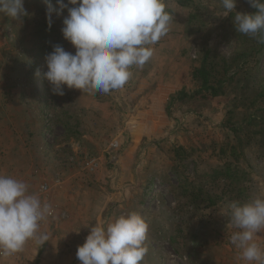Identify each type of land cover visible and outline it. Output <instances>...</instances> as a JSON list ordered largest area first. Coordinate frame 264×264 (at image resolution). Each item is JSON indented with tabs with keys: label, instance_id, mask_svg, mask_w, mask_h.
<instances>
[{
	"label": "rangeland",
	"instance_id": "1",
	"mask_svg": "<svg viewBox=\"0 0 264 264\" xmlns=\"http://www.w3.org/2000/svg\"><path fill=\"white\" fill-rule=\"evenodd\" d=\"M235 3L234 12L253 9L248 0ZM165 5L173 20L157 44L172 39L171 65L180 64L182 74L157 67L152 82L108 94L62 86L61 96L45 79V62L36 73L35 32L43 25L47 43L75 52L63 38L67 9L59 12L57 0H24L23 21L0 14V175L26 183L53 211L40 230L48 241L27 246L31 264H81L76 252L90 227L129 212L148 225L143 264H247L230 242L237 229L228 223L227 205L264 197V147L245 148L237 163L243 193L235 199L236 189L210 174L226 162L216 153L228 134L226 112L239 98L195 96L191 76L200 43L214 58L233 53L235 13L224 17L221 0ZM190 14L197 21L190 30L198 33L184 35ZM258 71L264 77V55ZM255 242L264 248V231Z\"/></svg>",
	"mask_w": 264,
	"mask_h": 264
},
{
	"label": "clouds",
	"instance_id": "2",
	"mask_svg": "<svg viewBox=\"0 0 264 264\" xmlns=\"http://www.w3.org/2000/svg\"><path fill=\"white\" fill-rule=\"evenodd\" d=\"M248 3L256 9L252 14L234 12L235 0H221L223 16L234 12L235 30L264 44V0ZM57 4L59 12L67 9L61 32L75 49L73 54L55 45L45 57V79L61 96L62 86L102 94L123 88L131 69L142 68L153 56V46L168 34L173 20L164 0H57ZM53 11L49 5V28ZM0 14L23 21L24 0H0ZM227 209L228 223L237 229L230 242L239 250L238 258L247 264H264V248L255 242L264 231V197L243 204L233 201ZM50 214V205L30 194L26 183L0 175V256L20 252L30 239L48 241L49 236L39 230ZM147 230L136 212L99 221L78 246L77 259L81 264H143Z\"/></svg>",
	"mask_w": 264,
	"mask_h": 264
},
{
	"label": "trees",
	"instance_id": "3",
	"mask_svg": "<svg viewBox=\"0 0 264 264\" xmlns=\"http://www.w3.org/2000/svg\"><path fill=\"white\" fill-rule=\"evenodd\" d=\"M192 1L174 0L181 7L192 5ZM255 11L256 9L253 8L249 14ZM195 19V14L187 17L188 26L184 35L198 33L194 29L190 30L191 26L197 23ZM43 27L45 29H38L35 32L37 39L34 44L38 52L34 54V58L37 59L35 66L37 74L41 72L36 70L38 62L46 63L45 57L52 52L53 46L57 45V43L55 45L47 43L48 28L47 25ZM235 40L236 48L229 57L214 58L207 44L200 43L191 76L198 84L195 96L201 93L204 97H227L235 93L239 98L240 103L234 104L226 112L223 126L228 130V134L220 143L216 153L219 159H225L226 162L214 167L210 174L213 180L220 178L228 186H233L236 189L235 199H237L243 193V188L238 185L245 176V173L239 170L237 163L243 160L247 146L254 144L264 147V77L260 76L258 71L264 55V44L257 43L256 39L238 32L235 34ZM239 108L244 112L242 116L235 115V109ZM183 157L184 155H180V158ZM208 203L212 205L215 200L209 199Z\"/></svg>",
	"mask_w": 264,
	"mask_h": 264
},
{
	"label": "crops",
	"instance_id": "4",
	"mask_svg": "<svg viewBox=\"0 0 264 264\" xmlns=\"http://www.w3.org/2000/svg\"><path fill=\"white\" fill-rule=\"evenodd\" d=\"M167 41H165L163 44H156L154 45V54L150 58L148 62L145 63V65L140 68V67H133L131 69L132 71V76L129 79V81L125 84L126 87H130L131 85L134 84H141V83H150L152 82L153 75L157 73V67L159 68H169L173 72L180 73L182 72L181 66L179 65H171V62L176 59L173 57V54L175 50H173L169 45L171 43L170 37H167ZM167 45V46H166ZM180 71V72H179ZM182 74V73H180ZM179 82L181 80V77H177L175 81ZM171 87L175 86L174 82H172ZM41 233V232H40ZM39 235V234H38ZM36 239L27 241L23 247V249L16 254L15 257H5L0 259V264H31L30 262V255L32 251L27 250V246L31 244L32 242H35ZM34 247H37L34 245ZM37 249V248H36ZM34 252H36L34 250ZM38 254V253H37ZM38 256V255H37Z\"/></svg>",
	"mask_w": 264,
	"mask_h": 264
},
{
	"label": "built area",
	"instance_id": "5",
	"mask_svg": "<svg viewBox=\"0 0 264 264\" xmlns=\"http://www.w3.org/2000/svg\"><path fill=\"white\" fill-rule=\"evenodd\" d=\"M41 190H46V186H42V187H41ZM42 203H47V204H48L47 201H42ZM48 205H49V204H48ZM52 214H53V211H52V208H51V214L48 215L47 218H48V217H51ZM43 222H44V221H43ZM43 222H41L40 230H41V227H42V225H43ZM40 230H39V231H40ZM38 234H39V233H38ZM30 240H33V239H30ZM30 240H28V241H30ZM16 254H17V253H15V254H13V255H11V256H9V257H15ZM0 258H5V257L0 256Z\"/></svg>",
	"mask_w": 264,
	"mask_h": 264
}]
</instances>
